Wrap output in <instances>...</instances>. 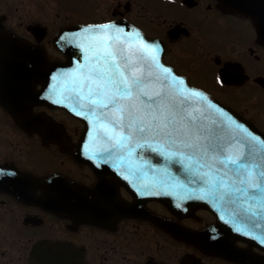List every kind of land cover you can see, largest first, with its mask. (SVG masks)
I'll return each instance as SVG.
<instances>
[{"label":"flooded vegetation","instance_id":"af4514ba","mask_svg":"<svg viewBox=\"0 0 264 264\" xmlns=\"http://www.w3.org/2000/svg\"><path fill=\"white\" fill-rule=\"evenodd\" d=\"M55 1L60 9L49 14L32 4L14 9L0 1V40L14 34L49 61H66L55 43L61 30H67L65 45L74 38L83 44L92 34L76 36L74 25L132 23L164 44L165 60L193 85L264 135V0H79L92 14L87 18L71 14L65 0ZM17 111L22 116L0 105V121L17 131L0 137V167L31 177L30 196L18 199L0 190V224L13 228L9 235L16 242L0 252V264H264V239L250 227L264 221V207L242 213L223 200L219 225L209 208L134 194L126 179L97 173L80 159L81 121L43 105ZM53 175L55 183L45 187ZM60 189L79 194L80 201L70 202L66 194L51 201L43 193ZM83 200L93 201L95 210L82 208Z\"/></svg>","mask_w":264,"mask_h":264},{"label":"snow or ice","instance_id":"6c2138e0","mask_svg":"<svg viewBox=\"0 0 264 264\" xmlns=\"http://www.w3.org/2000/svg\"><path fill=\"white\" fill-rule=\"evenodd\" d=\"M89 27L99 31L85 49L88 62L71 74L73 87L65 99L86 109L94 133L129 155L155 144L153 152L183 165L193 182L207 186L206 194L233 204L238 212L264 207V143L257 146L259 138L218 106L216 115L194 106L191 98L197 93L178 87L167 68L155 70L156 50L143 39L129 43L133 38L120 35L122 29L116 39L108 34L114 25L107 23ZM207 108L214 106L208 103ZM233 126L245 136L235 135Z\"/></svg>","mask_w":264,"mask_h":264},{"label":"water","instance_id":"95a60500","mask_svg":"<svg viewBox=\"0 0 264 264\" xmlns=\"http://www.w3.org/2000/svg\"><path fill=\"white\" fill-rule=\"evenodd\" d=\"M129 33L132 32V38L129 43H137L140 39H143L144 43L149 48H154L156 50L157 56V64L158 67L155 70H159L160 68H167L169 70V74L172 77V80L176 82V85L182 88L186 92H196L197 96L191 98V102L194 106L202 107L204 110L210 114L216 115L215 106H218L220 110L226 115H230L235 121H237L240 125H243L246 128V125L243 124L244 120L238 116L235 112H233L228 107L222 105L214 98L210 97L209 95L205 94L204 92L194 88L188 82V80L178 74L174 68L166 64L163 60V51L160 50L159 44L157 41L148 38L144 35L141 31L136 29L135 27H131L128 25ZM98 32V29L93 27H84V28H77L74 33L79 34H95ZM138 34V35H137ZM63 35V34H62ZM61 35V36H62ZM60 36V38H61ZM6 40H0V104L5 106L9 110L13 109H23L28 108L30 109L34 104L43 103L49 107H58L66 109L68 112L73 114L74 116L78 117L79 119L83 120L87 125L86 135H85V143L82 145V149L80 151V159L82 161L88 162L94 168L100 164L105 165L103 162L107 161V164L102 167L101 170H96L97 173H112L118 177H121V172L126 173L128 176H132V178L142 179L137 172L141 174H145L144 171L138 167H125V161L121 158H114L117 157V154L121 156V150L113 149L109 147V144L105 142L102 134L99 132L94 133L93 131V121L90 116H85L84 112L86 109L79 108L71 99H65L66 96L69 95V89L73 87L71 83L70 76L72 73H75L77 68L80 65L87 63L86 57L90 55L89 52H86L85 49L88 47L83 44H79L77 41L72 43L70 46H63L59 39L56 41L57 45L66 52L68 56V62L65 64L62 63H46L42 60L39 61V58L45 57L40 52H27V46L17 37L12 36H5ZM93 43V42H92ZM36 53V54H35ZM40 53V54H39ZM20 58H28V62H21ZM28 65L30 69L27 67L26 73L20 72V67ZM47 68V70H43ZM23 71V70H22ZM24 79V80H22ZM27 79L29 83L26 84V88L20 87L19 84L26 83ZM182 79V83H181ZM36 81H43L44 89L38 92H34L30 90L29 85L32 82ZM18 82V84H17ZM29 87V88H28ZM211 103L214 108L208 109L207 104ZM77 111L81 114L77 115ZM217 119H220L216 116ZM222 123L228 122L226 120H221ZM245 123V122H244ZM248 124V123H247ZM249 125V124H248ZM143 143V142H141ZM152 147H156L155 144H152ZM152 147H149L148 144H145L142 148H135L134 151L131 153L134 155H145L149 154V157L146 160H141V163L144 166L150 164L149 168L153 169L151 166L155 163H161L162 165H158L161 168L167 167L178 168L180 174H185L182 170H184L183 166L179 164H175L172 161L166 160L162 155L158 152H153ZM108 149L105 151V149ZM147 156V155H145ZM144 156V157H145ZM122 157V156H121ZM112 162H115L114 164ZM133 162H136L133 160ZM164 165V166H163ZM122 167V168H121ZM164 168L165 170H169ZM96 169V168H95ZM182 169V170H181ZM4 173V171H2ZM154 173H150L153 175ZM184 178H190L189 175L185 174L182 175ZM127 178V177H122ZM56 178L49 180V183L45 184V187L48 186L50 183H55ZM151 184L150 180H142L141 184ZM0 186L6 188L12 194L18 196L19 189L14 188L7 179H3L0 177ZM47 198L52 200L54 197H63V195H67L70 199H76L77 197L66 190H48L47 191ZM79 195V194H77ZM162 198V197H160ZM164 202H167L166 199H161ZM47 203V200L43 201ZM168 203V202H167ZM92 207L91 202L88 203ZM88 218H92L91 216H87Z\"/></svg>","mask_w":264,"mask_h":264},{"label":"rangeland","instance_id":"374dc122","mask_svg":"<svg viewBox=\"0 0 264 264\" xmlns=\"http://www.w3.org/2000/svg\"><path fill=\"white\" fill-rule=\"evenodd\" d=\"M8 1L9 3H12L11 8L14 9L17 8L18 6L19 8H22L23 6L30 4L34 5L36 8H41L45 10V13L47 14L51 13L52 10L58 11L60 9V7L57 4L59 2H56L55 0H22L23 3L19 2L20 0H8ZM63 4L65 9L70 10L71 14H75L78 17L87 18V17H91L92 15L90 10H88V8H86L85 5L79 0H65ZM46 17L47 16H45V18ZM67 122L70 123V125L76 123L75 120H67ZM3 124L4 122L0 121V137H2L3 139H8V137H13V133L17 131L14 128L12 129L11 126L9 127L8 125H3ZM34 153L42 155L39 151H35ZM9 234L10 235L13 234V228L11 226H1L0 224V239L7 240L5 242H0V252L6 250L8 245L10 249L16 248V244L15 245L13 244L16 242L15 241L12 242L14 239L13 238L14 234L12 237Z\"/></svg>","mask_w":264,"mask_h":264}]
</instances>
